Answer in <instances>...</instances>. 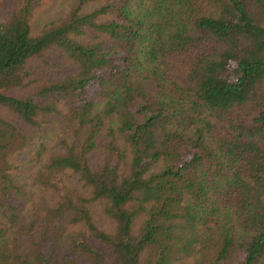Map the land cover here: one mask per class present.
I'll use <instances>...</instances> for the list:
<instances>
[{
	"label": "trees",
	"instance_id": "16d2710c",
	"mask_svg": "<svg viewBox=\"0 0 264 264\" xmlns=\"http://www.w3.org/2000/svg\"><path fill=\"white\" fill-rule=\"evenodd\" d=\"M0 264H264V0H0Z\"/></svg>",
	"mask_w": 264,
	"mask_h": 264
}]
</instances>
